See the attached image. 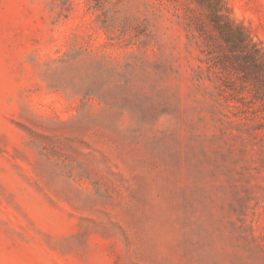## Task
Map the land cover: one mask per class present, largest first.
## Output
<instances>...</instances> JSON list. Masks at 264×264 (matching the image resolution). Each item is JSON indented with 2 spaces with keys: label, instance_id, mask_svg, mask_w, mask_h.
<instances>
[{
  "label": "rangeland",
  "instance_id": "obj_1",
  "mask_svg": "<svg viewBox=\"0 0 264 264\" xmlns=\"http://www.w3.org/2000/svg\"><path fill=\"white\" fill-rule=\"evenodd\" d=\"M204 1L0 0V264H264V0L260 67Z\"/></svg>",
  "mask_w": 264,
  "mask_h": 264
},
{
  "label": "trees",
  "instance_id": "obj_2",
  "mask_svg": "<svg viewBox=\"0 0 264 264\" xmlns=\"http://www.w3.org/2000/svg\"><path fill=\"white\" fill-rule=\"evenodd\" d=\"M208 6L214 11V16L219 20L216 22V26L220 35L229 39L228 42L236 43L241 52H246L249 55L256 67H260L259 52L254 45L250 44L247 40L245 33L241 28L234 26L232 23L226 21L220 14V0H205ZM223 65V64H221Z\"/></svg>",
  "mask_w": 264,
  "mask_h": 264
}]
</instances>
